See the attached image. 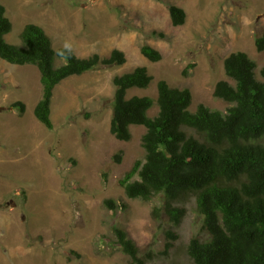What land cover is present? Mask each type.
Here are the masks:
<instances>
[{
    "label": "rangeland",
    "instance_id": "obj_1",
    "mask_svg": "<svg viewBox=\"0 0 264 264\" xmlns=\"http://www.w3.org/2000/svg\"><path fill=\"white\" fill-rule=\"evenodd\" d=\"M12 28L4 36L20 44L28 23L41 26L54 48L69 47L80 58L109 55L114 48L126 56L123 65L100 67L59 83L51 101L52 128L34 117L42 95L38 69L0 58V264H129L114 244L113 227L124 229L149 264H192L187 245L192 237L206 239L203 217L194 198L182 202L186 215L169 223L161 212L162 195L149 201L130 199L120 180L137 160L144 159L143 126H131V139L120 141L109 132L112 77L145 67L152 76L133 95L157 96V82L191 91L189 111L199 104L225 113L231 105L215 98L213 88L227 79L223 62L233 52H245L264 79V51L255 47L264 32V0H0ZM185 12V22L173 26L169 5ZM161 54L151 62L140 47ZM63 63L56 61L59 65ZM25 105L23 114L11 104ZM157 103L149 115L157 113ZM116 155L120 159L115 158ZM123 203L115 211L105 199ZM178 238L170 241L166 232Z\"/></svg>",
    "mask_w": 264,
    "mask_h": 264
},
{
    "label": "trees",
    "instance_id": "obj_2",
    "mask_svg": "<svg viewBox=\"0 0 264 264\" xmlns=\"http://www.w3.org/2000/svg\"><path fill=\"white\" fill-rule=\"evenodd\" d=\"M173 26L185 22V12L168 6ZM12 28L0 4V58L16 65H33L40 74L42 95L34 107V117L51 129V101L55 87L70 76L82 75L100 67L123 65L126 56L114 48L109 55L94 53L78 57L69 47L54 48L51 37L36 24H26L20 44H8L4 36ZM255 47L264 51V32ZM140 53L149 61L161 59L160 52L148 44ZM63 63L57 65L56 61ZM227 79L219 80L213 95L231 105L225 113L199 104L189 111L191 91L157 82V96L133 95L132 88H146L152 76L145 67L112 77L113 100L109 132L120 141L131 139V126H143L141 136L144 159L137 160L120 180L130 199L149 201L161 194L163 204L153 207L157 219L161 212L169 223L178 225L186 215L182 202L194 198L203 217L206 239L192 237L187 254L192 264H264V81L255 75V62L245 52H233L223 62ZM264 79V66L260 70ZM157 103L158 111L149 110ZM11 108L25 111L17 101ZM117 160L120 159L116 155ZM115 211L126 209L113 199L103 201ZM114 244L128 257L129 264H149L139 254L133 239L114 226ZM166 250L174 247L178 235L168 230Z\"/></svg>",
    "mask_w": 264,
    "mask_h": 264
}]
</instances>
